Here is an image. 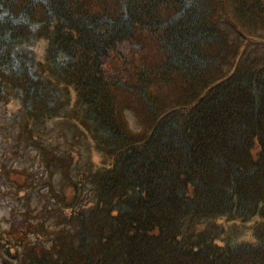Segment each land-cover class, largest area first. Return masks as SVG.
Listing matches in <instances>:
<instances>
[{"label":"trees","instance_id":"trees-1","mask_svg":"<svg viewBox=\"0 0 264 264\" xmlns=\"http://www.w3.org/2000/svg\"><path fill=\"white\" fill-rule=\"evenodd\" d=\"M232 28L264 41V0H0V107L36 147L73 117L104 157L79 179L43 147L40 177L2 162L26 191L0 223L21 264H264V225L238 243L213 228L264 220V57ZM35 194L63 225L33 219Z\"/></svg>","mask_w":264,"mask_h":264},{"label":"rangeland","instance_id":"rangeland-1","mask_svg":"<svg viewBox=\"0 0 264 264\" xmlns=\"http://www.w3.org/2000/svg\"><path fill=\"white\" fill-rule=\"evenodd\" d=\"M231 37L240 42L241 51L245 55L264 57V41L258 37H246L241 34L237 28H232ZM45 49V42L41 41L37 45L38 55L42 57ZM16 102L3 105L0 107V166L5 163L9 169L18 168L19 171L13 174L14 179L20 180L19 174L29 180L40 177L43 173H47L45 169L44 157L41 156L42 147L50 152L49 155L56 156V161L61 156L63 160L59 161L57 168L70 173L76 179L83 177L92 169L103 165L104 157L96 149L92 139L81 130L78 122L73 117L59 116L48 120L39 136V141L42 147H36L33 143L32 135L36 136V132L24 131L21 127L15 125V111H17ZM125 115L129 126L137 128L140 126L138 116L129 110H125ZM8 163V164H7ZM1 173V172H0ZM46 191V190H44ZM11 184L8 182L5 186L0 182V223L2 228H8L10 225L11 209L18 201L25 190L18 191L14 194ZM6 194V195H5ZM14 195V196H13ZM29 203L35 209V213L40 214V217L34 218L45 221L49 228H58L63 225L55 205L54 199L49 195L43 196H28ZM69 212V210H67ZM213 228H216L218 239L221 243L232 242L238 243L243 241L255 240V228L264 225V220L260 217H254L246 221L231 220L228 218H219L216 220ZM211 224H206L210 227ZM32 239L35 233H31ZM0 238V249L3 254L0 255V264H21L17 258L15 249H8Z\"/></svg>","mask_w":264,"mask_h":264}]
</instances>
